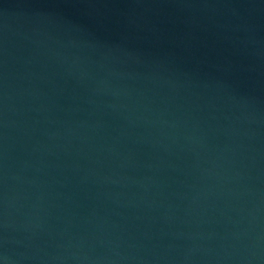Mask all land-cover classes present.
I'll return each instance as SVG.
<instances>
[{
    "label": "water",
    "instance_id": "1",
    "mask_svg": "<svg viewBox=\"0 0 264 264\" xmlns=\"http://www.w3.org/2000/svg\"><path fill=\"white\" fill-rule=\"evenodd\" d=\"M0 264H264V0H0Z\"/></svg>",
    "mask_w": 264,
    "mask_h": 264
}]
</instances>
